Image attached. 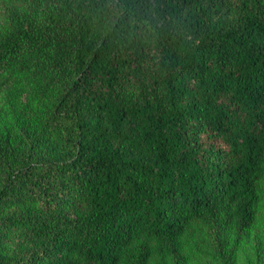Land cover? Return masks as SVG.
Masks as SVG:
<instances>
[{"label":"trees","instance_id":"1","mask_svg":"<svg viewBox=\"0 0 264 264\" xmlns=\"http://www.w3.org/2000/svg\"><path fill=\"white\" fill-rule=\"evenodd\" d=\"M0 18V264H264V0Z\"/></svg>","mask_w":264,"mask_h":264},{"label":"rangeland","instance_id":"2","mask_svg":"<svg viewBox=\"0 0 264 264\" xmlns=\"http://www.w3.org/2000/svg\"><path fill=\"white\" fill-rule=\"evenodd\" d=\"M0 21H1V18H0Z\"/></svg>","mask_w":264,"mask_h":264}]
</instances>
